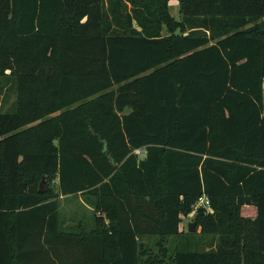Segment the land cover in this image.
<instances>
[{"label": "trees", "instance_id": "1", "mask_svg": "<svg viewBox=\"0 0 264 264\" xmlns=\"http://www.w3.org/2000/svg\"><path fill=\"white\" fill-rule=\"evenodd\" d=\"M176 1L0 0V264H149L140 237L197 228L171 264H264V0Z\"/></svg>", "mask_w": 264, "mask_h": 264}, {"label": "rangeland", "instance_id": "2", "mask_svg": "<svg viewBox=\"0 0 264 264\" xmlns=\"http://www.w3.org/2000/svg\"><path fill=\"white\" fill-rule=\"evenodd\" d=\"M169 13L176 19H181L179 8L176 0H169ZM178 32V31H177ZM14 83L11 79L6 77H0V110H7L11 107L14 100ZM263 115H264V80H263ZM127 111V110H125ZM41 181H39L40 184ZM39 187V185H38ZM43 188L45 189V183L43 181ZM246 215H251L252 212L249 209H245ZM58 214L61 226L64 229L82 227L84 230H89L92 227L93 213L88 205L84 204L83 199L77 196H70L59 199ZM194 214L181 216L180 228L183 232L187 231V226L190 222H193ZM188 237L184 234L178 236H169L164 242L167 247L165 254H160L157 236H143L140 237V243L148 250V254H145L142 259H145L150 255L149 264H171L170 255L174 249L179 250H207L214 248V236L206 235L202 232ZM195 231V229H194ZM193 231V232H194ZM159 260V262H157Z\"/></svg>", "mask_w": 264, "mask_h": 264}, {"label": "built area", "instance_id": "3", "mask_svg": "<svg viewBox=\"0 0 264 264\" xmlns=\"http://www.w3.org/2000/svg\"><path fill=\"white\" fill-rule=\"evenodd\" d=\"M134 153L136 155L142 156L144 154L143 149H135ZM199 208H203L205 211H209L210 203L205 194L201 195L192 205L191 211L187 215L195 213Z\"/></svg>", "mask_w": 264, "mask_h": 264}, {"label": "water", "instance_id": "4", "mask_svg": "<svg viewBox=\"0 0 264 264\" xmlns=\"http://www.w3.org/2000/svg\"><path fill=\"white\" fill-rule=\"evenodd\" d=\"M43 181H44V178H42L41 179V182H40V184H39V188H38V192L39 193H44L45 192V189L43 188ZM195 222L193 221V222H190L189 224H188V226H187V231L188 232H193L194 231V229H195Z\"/></svg>", "mask_w": 264, "mask_h": 264}, {"label": "crops", "instance_id": "5", "mask_svg": "<svg viewBox=\"0 0 264 264\" xmlns=\"http://www.w3.org/2000/svg\"><path fill=\"white\" fill-rule=\"evenodd\" d=\"M65 197H69V196H65ZM64 196H62L61 198H65ZM181 229V228H180Z\"/></svg>", "mask_w": 264, "mask_h": 264}]
</instances>
